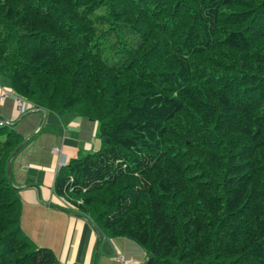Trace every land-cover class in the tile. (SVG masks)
<instances>
[{
	"label": "trees",
	"instance_id": "1",
	"mask_svg": "<svg viewBox=\"0 0 264 264\" xmlns=\"http://www.w3.org/2000/svg\"><path fill=\"white\" fill-rule=\"evenodd\" d=\"M0 76L98 124L54 184L146 264H264V0H0ZM0 128V264H62L21 229Z\"/></svg>",
	"mask_w": 264,
	"mask_h": 264
},
{
	"label": "crops",
	"instance_id": "2",
	"mask_svg": "<svg viewBox=\"0 0 264 264\" xmlns=\"http://www.w3.org/2000/svg\"><path fill=\"white\" fill-rule=\"evenodd\" d=\"M9 90L3 77L0 95ZM46 113L20 115L13 98L0 99V128L2 123L14 125L24 141L35 135L11 165L10 177L22 201V232L38 247L52 250L62 264H121V254L146 264L147 255L138 244L108 237L55 194L62 160L69 164L101 150L98 124L70 112Z\"/></svg>",
	"mask_w": 264,
	"mask_h": 264
},
{
	"label": "built area",
	"instance_id": "3",
	"mask_svg": "<svg viewBox=\"0 0 264 264\" xmlns=\"http://www.w3.org/2000/svg\"><path fill=\"white\" fill-rule=\"evenodd\" d=\"M9 98H13L15 100L16 103V109L17 112L20 115H24L28 112H33L35 111L34 109H36V107H34L28 100L16 95L12 90L9 91H3L0 95V99L1 100H6ZM4 124L2 123L1 126H3ZM55 153L56 154H61V149L56 148L55 149ZM67 164L65 163H61L59 165V170L61 168H63L64 166H66ZM122 264H136V263H132V261L126 259L123 255H119V259H118Z\"/></svg>",
	"mask_w": 264,
	"mask_h": 264
},
{
	"label": "water",
	"instance_id": "4",
	"mask_svg": "<svg viewBox=\"0 0 264 264\" xmlns=\"http://www.w3.org/2000/svg\"><path fill=\"white\" fill-rule=\"evenodd\" d=\"M38 112H40L43 115H46V111L43 110H38ZM14 126V125H11ZM35 135H32L31 137H29V139H27L26 141H24V143L12 154L9 163H8V168H7V172H8V177H9V181L10 183L13 185L10 174H11V165H12V161L14 159V157L17 155L18 152H20V150H22L30 141L31 139L34 137Z\"/></svg>",
	"mask_w": 264,
	"mask_h": 264
},
{
	"label": "rangeland",
	"instance_id": "5",
	"mask_svg": "<svg viewBox=\"0 0 264 264\" xmlns=\"http://www.w3.org/2000/svg\"><path fill=\"white\" fill-rule=\"evenodd\" d=\"M0 79H3V77L2 76H0ZM39 109L38 108H36V111H38ZM36 111H33V112H36ZM28 113H30V112H28ZM25 115V114H24ZM12 123H14V122H12ZM61 163H65V164H67L66 163V161H64V160H62V162H60V164ZM58 171H59V168H58ZM70 207H72V206H70ZM73 209V208H72ZM121 255H123L126 259H128V260H130V261H132V263H136V264H140V261L139 260H137V259H135L134 257H127L126 255H124V254H121ZM119 259V255H118V257H117V260ZM119 261V260H118ZM120 262V261H119ZM121 263V262H120ZM122 264V263H121Z\"/></svg>",
	"mask_w": 264,
	"mask_h": 264
}]
</instances>
